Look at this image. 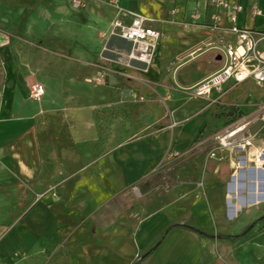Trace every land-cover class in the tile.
<instances>
[{
    "label": "rangeland",
    "instance_id": "374dc122",
    "mask_svg": "<svg viewBox=\"0 0 264 264\" xmlns=\"http://www.w3.org/2000/svg\"><path fill=\"white\" fill-rule=\"evenodd\" d=\"M80 1L76 6L74 0H67L66 6L76 20L86 10V0ZM105 4L114 5L112 0H106ZM34 22L23 24L26 38L18 45L19 56L33 72L27 77L26 101L17 109L7 129L0 126V135L11 132L8 140L11 146L33 152L26 162L33 172L26 176L28 183L22 185L28 199L27 212L37 201L50 206L64 202L69 209L62 225L55 230L60 236L57 239L47 236L44 240L43 246L50 252L39 255L41 260L34 253L13 258L0 254V264H37L36 259L41 261L39 264H50L53 258L72 256L83 241L82 237L74 239L73 228L82 225L84 218L64 189L63 182L71 173L62 176L60 172L65 159L80 151L68 142L56 119L60 111L45 114L31 106L39 102L30 98L31 88L43 87L54 78L75 85L76 98L68 99L67 104L94 107L99 134L95 158L108 159L111 178H115L116 172H133L132 182L112 183L113 197L136 220L133 227L139 226L145 215L147 218L162 215L170 223L226 236L210 239L181 231L170 239L171 248L179 250L173 254L174 264H264V221L258 220L264 216V201L251 203L256 188V183L251 182L264 177L256 169L264 170V162L256 161L264 150V120L257 117L264 103L261 101L264 89L244 83L223 98L226 103L238 105L220 104V99L217 102L205 99L202 103L203 98L186 89L190 85L180 83L169 73L171 64L162 65L163 60L159 61L155 54L148 66L130 61L126 51L115 50L109 40L97 33L103 48L86 64L68 58L64 50L52 53L42 46L39 42L42 31L35 33ZM48 65L50 69L58 65L55 75L47 74ZM66 67H69L67 72ZM60 71L68 74L56 76ZM210 71L211 66L203 59L191 68L190 80L201 79ZM1 85L0 73V88ZM231 106L235 109L229 110ZM181 110L188 114L179 116ZM236 129L241 130L223 143V137ZM12 159L18 160V156ZM144 164L153 172L138 174ZM237 174L241 178L232 193L230 181ZM12 192L13 202L18 194ZM235 195L247 204L236 205L237 211L233 212L229 204L236 203ZM86 225L90 228L87 235L95 238L94 223L87 215ZM249 225L252 228L247 234L232 239ZM59 246L64 247L65 255L64 250L57 252Z\"/></svg>",
    "mask_w": 264,
    "mask_h": 264
},
{
    "label": "crops",
    "instance_id": "0c3cea01",
    "mask_svg": "<svg viewBox=\"0 0 264 264\" xmlns=\"http://www.w3.org/2000/svg\"><path fill=\"white\" fill-rule=\"evenodd\" d=\"M105 1L86 0V10L83 16L79 15L76 20L66 6L67 0H0L2 128H8L15 112L26 101L27 77L29 73H33L18 54V45L26 38L23 24L27 21H35V33L42 31L39 42L49 51L57 53L64 50L68 58L88 64L103 48L104 43L101 38L96 37L97 33L109 40L115 50L128 52L129 43L109 37L108 33L114 21L129 23L132 14L142 15L150 20L146 22V26L159 33L155 58L163 60L161 64L164 66L169 62V73L180 83L190 85L186 88L189 90H193L220 71L227 61L225 49L235 44L234 36L230 33V27L233 26L230 15L227 9L214 2L216 0H117L113 7L106 5ZM217 1L241 8L235 14L237 27L264 30V0ZM253 8L258 9L261 15L255 16ZM259 49L264 52V42L260 43ZM203 59L207 60L211 71L201 79L190 80L191 68ZM48 67L47 74L55 75L54 70L58 69V65L52 67L53 69H50L49 65ZM68 68L64 70L67 72ZM65 73L60 71L56 76ZM71 82L63 83L59 78H54L44 83L42 98L38 103L31 105L36 112L45 114L60 111L61 115L56 119L65 130L68 142L80 151L79 154L74 152L65 159L60 172L62 176L71 173L63 182L64 189L73 207L84 218L82 225L73 228V231L76 229L73 232L74 239L82 237L83 241L81 245L76 246L72 256L59 259L52 257L50 264H174L173 254L179 250L171 248L170 239L181 231L195 236L196 234L176 228L163 236V231L176 223H170V220L162 215L148 218L145 215L140 225L133 227L136 220L133 215L125 212L113 197L112 183H129L135 176L133 172H116L115 178L112 179L108 170V159L95 158L98 152L95 147L99 138L96 111L93 106L67 104L68 99L76 98L75 85ZM244 83L258 88L251 80L236 86ZM236 86L231 87L230 83L226 87L230 91ZM227 92L221 97L220 104L238 105L223 101ZM212 97H215V93H212ZM201 100L204 103L205 99ZM261 101H264V98H261ZM213 106L214 109L216 106ZM186 114V110H181L179 116ZM11 134L5 131L0 135V207H4V210L0 211V254L10 258L33 253L39 256L50 252L43 246V242L47 236L54 239L60 236L55 230L62 225V219L69 208L64 202L50 206L46 202L37 201L27 212L28 199L22 185L28 183L26 176L33 172L26 164L33 152L11 146L8 143ZM12 156H18V160L15 161ZM256 161L264 162L258 161V157ZM147 168L148 165L144 164L138 174L147 175L153 172V169ZM256 169L264 172L259 167ZM59 176L56 173V178ZM12 190L18 194L13 202ZM251 203L256 202L252 200ZM10 209H15L14 213L11 214ZM86 215L94 223L93 232L97 233L95 238L87 235L90 234V228L86 225ZM166 236L162 244L155 248L158 241ZM56 250H64L65 255L63 246ZM139 255V260L135 262ZM39 259L41 260L42 256H39ZM40 260L36 259V263H41Z\"/></svg>",
    "mask_w": 264,
    "mask_h": 264
},
{
    "label": "built area",
    "instance_id": "2783aa9c",
    "mask_svg": "<svg viewBox=\"0 0 264 264\" xmlns=\"http://www.w3.org/2000/svg\"><path fill=\"white\" fill-rule=\"evenodd\" d=\"M214 2L227 9L230 20L233 22L230 33L234 36L235 44L225 49L227 61L223 68L194 87L193 95L217 102L228 91L226 86L230 83L233 87L246 80H251L258 88L264 87V52L259 49L260 43L264 42V30H246L237 27L235 14L241 8L230 6L224 1ZM74 3L79 6L81 1L74 0ZM112 3L116 4L117 0H112ZM253 14L259 16L261 12L253 8ZM131 17L129 23L121 20L114 21L108 35L130 44L126 54L128 60L148 66L157 48L159 33L146 26V22L150 20L144 16L132 14ZM43 92L41 85H35L30 90V98L33 101H39ZM212 93H215V97H212ZM257 117L264 120V103H261Z\"/></svg>",
    "mask_w": 264,
    "mask_h": 264
},
{
    "label": "bare ground",
    "instance_id": "6f19581e",
    "mask_svg": "<svg viewBox=\"0 0 264 264\" xmlns=\"http://www.w3.org/2000/svg\"><path fill=\"white\" fill-rule=\"evenodd\" d=\"M241 129H236L235 131L233 130L232 132H230V133H228L225 137H223V139H222V141H223V143H226L225 141L230 137V136H232V135H235V134H237L239 131H240ZM234 137V136H233ZM240 148H242V146H240ZM258 157V161H262V160H264V150H262V152H260V154L257 156ZM238 164H240V166L242 165V161H240ZM260 172H262V171H260ZM262 174V176H264V172H262L261 173ZM240 178H241V175H236L234 178H233V181H231L230 183V186H229V190H230V192H232V189H233V187H234V185H236V183L238 184V182H239V180H240ZM251 183H256L255 184V186H256V188H255V202H261V201H264V185H262V184H264V177H262V179L261 180H253ZM259 183H262V184H260L259 185ZM241 192V191H240ZM233 193V192H232ZM236 193H238V192H236ZM237 195V194H236ZM235 195V201H236V203H230L229 204V208L231 209V211H237V208L238 207H236V205H239V206H241V207H244L247 203L245 202H243V200L241 199V198H239V197H237ZM251 204V203H250Z\"/></svg>",
    "mask_w": 264,
    "mask_h": 264
},
{
    "label": "trees",
    "instance_id": "16d2710c",
    "mask_svg": "<svg viewBox=\"0 0 264 264\" xmlns=\"http://www.w3.org/2000/svg\"><path fill=\"white\" fill-rule=\"evenodd\" d=\"M231 109L234 110L235 107L231 106L229 108V110H231ZM258 220L259 221H264V216L260 217ZM176 228L193 232L196 235H198L200 237H204V238H210V239H213V238H216V239H224V238H226V236H224V235H219V234L213 235V234H209V233L203 232V231H201V230H199V229H197L195 227L188 226V225H184V224H181V225L180 224H172V225H170L169 227H167L163 231V236L166 235L170 230L176 229ZM251 228H252V225H249V226L245 227L241 234L234 235L232 237V239L237 238L239 236H244L245 234H247L251 230Z\"/></svg>",
    "mask_w": 264,
    "mask_h": 264
}]
</instances>
